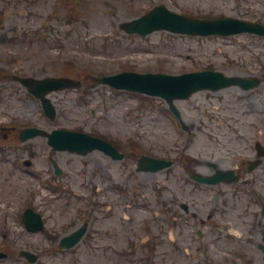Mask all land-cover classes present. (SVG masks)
Returning <instances> with one entry per match:
<instances>
[{"label": "rangeland", "instance_id": "374dc122", "mask_svg": "<svg viewBox=\"0 0 264 264\" xmlns=\"http://www.w3.org/2000/svg\"><path fill=\"white\" fill-rule=\"evenodd\" d=\"M75 3L0 0V23L6 28L5 34L12 35L8 27L18 24L22 29L32 26L36 37L33 42L13 44L5 42L6 39L0 44V68L9 70L0 71V124L16 122L48 131L67 129L110 137L123 145L128 143L129 158L112 162L98 152L86 156L53 153L47 140L39 137L17 146L19 150L14 153L0 156V249L11 253L0 264H27L20 257L21 250L42 252L39 264H136L133 259L142 256V260L155 264H216L215 256L220 264H231L224 263L221 257L224 250L234 249L240 242L226 238L229 229L234 233L232 225L226 226L228 220L218 216L200 224L201 220L191 218L194 227L189 228L183 220L173 221L152 193V185L161 177L136 173L135 159L141 155L164 157L175 161L173 169L182 170L186 165L183 157L187 156L193 159L189 164L192 169L207 172L211 164L236 163L232 154L237 153L235 150L254 148L257 141L264 148V38L247 34L200 38L167 32L147 37L128 35L119 25L144 15L145 7L152 5L149 0H75ZM158 4L201 18L233 17L264 24V0H157ZM73 11L75 19L70 18ZM17 67L27 71H11ZM206 69L226 75L257 76L262 84L248 92L238 88L216 93L203 91L187 101L176 102L187 131L169 114L161 112L166 105L160 99L152 101L90 81L123 70L181 74ZM4 74L36 78L65 76L82 81L83 86L50 95L57 109V118L52 122L45 117L40 101L11 77L5 79ZM27 146L33 147V155L26 153ZM29 154L34 157L30 175L23 165L13 162V159H27ZM50 156L64 171L58 181L64 187L56 191L45 184L49 175L53 176ZM262 169L257 172L260 182L255 189L264 197V160ZM111 178L125 194L118 192L116 186L112 190L101 182L97 185V195L107 192L109 199L106 202L101 199L98 203L102 207L96 211L102 214L110 207L112 214H108L115 216L110 219L115 223L123 219L125 212L135 219V223L125 222L129 233L125 238L121 236L124 241L118 244L119 252L98 249L111 240L107 237L109 220L92 229L93 234L74 250L49 253L46 246L55 245L57 237L49 238L45 233H59L61 237L69 232L58 229L59 225L79 211H89L82 197L91 194L94 181ZM143 180L145 188H138V182ZM137 189L141 192L134 200L131 197L136 193L131 192ZM30 198L28 207L40 213L47 223L45 233L29 234L25 230L22 215L28 205L25 201ZM129 201L135 203H130V210L126 205ZM140 221L145 222L142 226L145 230H139ZM218 223L226 229L218 228ZM192 228L200 229L203 235L189 236ZM116 231L124 232L121 227ZM131 231L139 240L154 234L149 237L157 238V258L151 257L145 246L133 252L128 250L126 240L132 236ZM171 233L174 243L170 241ZM219 234L223 235L217 238ZM244 245L251 248V240H246ZM201 250L205 258L200 256Z\"/></svg>", "mask_w": 264, "mask_h": 264}, {"label": "flooded vegetation", "instance_id": "af4514ba", "mask_svg": "<svg viewBox=\"0 0 264 264\" xmlns=\"http://www.w3.org/2000/svg\"><path fill=\"white\" fill-rule=\"evenodd\" d=\"M59 2H63L65 0H57ZM151 3V0H149ZM14 27V29H13ZM13 27H8L10 31L17 34L19 41L29 42V39H33V29L32 26L26 27L22 29L18 26V24ZM16 28V29H15ZM1 31H6V28L1 23L0 25ZM0 71H9L6 69H0ZM11 71H27L24 68H15ZM6 78L8 75H4ZM13 78V76H12ZM1 79V78H0ZM20 131L17 130L16 126L11 127H0V147L2 145H8L12 142H16L15 138H19ZM120 149L116 143H111ZM230 148L226 149L229 150ZM239 150V149H238ZM235 150L237 153H232L235 156L233 159L236 163L233 164H212L208 166L207 172H201L198 170H192V167L184 166L182 170H176L172 168H168L162 171H159L154 174H146L153 175L154 177L159 174L161 177L157 180V184L151 188H153L152 193L155 199L159 198L162 201L170 203L171 212H169V216L177 218L179 217V210L184 214V216L194 218L197 220H201L204 223V219H211V217H218L225 220L227 219L228 225H232L234 227V233L230 232V229L227 234V239H237L240 243L238 246H235L234 249L224 250V256L221 257L224 263L231 264H264V197L259 196L256 192L255 188L259 187V176L258 170L262 171V162L259 158L258 148L249 147L243 150ZM258 150V151H257ZM123 151V150H122ZM262 152L264 149L262 148ZM126 155V154H125ZM127 157V155H126ZM110 161L115 162L112 158L108 157ZM124 159V158H123ZM125 160V159H124ZM123 160V161H124ZM121 171H125L122 169ZM129 171V170H128ZM136 173H140L138 171L137 165L135 168ZM229 173V177L227 180H220L215 184H210L206 181V179H212L219 174ZM106 174V173H105ZM63 175V173H62ZM110 177L109 173L106 174ZM201 176L205 179L206 182H200L195 179L196 176ZM236 176V178L233 177ZM96 177V175L94 176ZM101 182L105 183V187L112 189L114 186V180L111 178L109 180L103 179V181H94L93 186L94 190H98L97 185L99 186ZM113 184V185H112ZM145 180L139 181L137 184L138 188H145ZM118 185V184H116ZM127 186V185H126ZM130 187V186H129ZM106 188V189H107ZM132 189L134 186L131 187ZM141 192V189L133 190L131 194ZM107 193V192H106ZM100 195L94 197L93 202H99L101 199L106 202L109 199L108 195ZM96 194V193H95ZM243 195V196H242ZM208 196V197H207ZM204 197L206 198L204 200ZM96 205H99L97 204ZM243 210V212H242ZM106 214V213H105ZM234 214V215H233ZM178 216V217H177ZM111 218H107L103 216V213H99L97 211L92 212L91 219L88 222H85L86 216L85 214H79L76 218L75 225L76 228L82 226L83 224H88L89 229L92 227L98 228V226L104 222L109 221ZM234 219V221H232ZM254 220V225H251V220ZM111 221V220H110ZM109 221V222H110ZM132 223L134 221H131ZM240 223L243 224L244 228L240 227ZM140 223V222H139ZM221 223V222H220ZM220 223L217 224L218 228H222L225 230V227H221ZM71 225V221H68L67 225ZM141 225V223H140ZM188 224V226H190ZM108 233L111 238L109 243L104 246L98 247L101 251H104L105 248L107 250H113L117 252L118 244L124 241L126 234L121 231L120 233L116 231V228L125 229L127 226L124 220L119 219V223H115L113 221L108 225ZM194 227V224L191 225ZM257 227V229H256ZM230 228V227H229ZM241 228V229H240ZM143 229V228H141ZM259 229V230H258ZM104 231L101 232L103 234ZM93 233H88L86 237L91 236ZM197 234L202 236L203 233L200 229L192 228L191 234L189 236H193ZM224 234V233H223ZM219 234L217 238H220ZM108 236V237H109ZM123 236L124 238H122ZM251 240V248L247 249L246 246H242L246 240ZM149 241V240H148ZM216 241V240H215ZM127 246L129 249H132L137 244L141 243L138 235L132 233L130 239L126 240ZM149 246L153 247V251L151 253V257L157 258V243H146L140 244V246ZM200 247V246H199ZM197 247V248H199ZM202 255V250L200 251V256ZM219 256V254H218ZM201 258V257H200ZM198 258V259H200ZM205 258V256H202ZM215 263L220 264L217 257H214Z\"/></svg>", "mask_w": 264, "mask_h": 264}, {"label": "water", "instance_id": "95a60500", "mask_svg": "<svg viewBox=\"0 0 264 264\" xmlns=\"http://www.w3.org/2000/svg\"><path fill=\"white\" fill-rule=\"evenodd\" d=\"M122 28L129 33H141L143 35L158 30H168L190 35H232L241 32L264 35V26L261 25L249 24L236 19L197 21L172 14L163 8H158L131 24L122 25ZM100 81L117 88L158 95L164 97L170 103L174 99L187 98L193 92L201 89L218 90L234 84H240L245 88H249L254 82L253 80H244L236 77L225 78L222 74L212 72L188 74L180 77L125 73L115 77L104 78ZM23 82L29 87L32 93L42 97L47 113L53 117L55 116V111L49 104V101L44 99L43 96L53 90L78 86V83L69 79H47L43 81L25 79ZM33 131L39 132L37 130ZM79 137L93 139L81 134L56 131L50 136V142L59 149L75 150L77 146L76 141ZM157 164L159 162L155 161L153 166Z\"/></svg>", "mask_w": 264, "mask_h": 264}]
</instances>
